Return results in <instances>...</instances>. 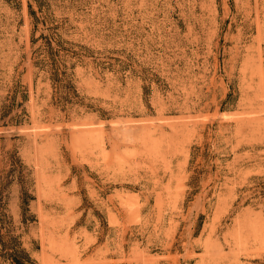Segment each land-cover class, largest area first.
<instances>
[{
    "label": "rangeland",
    "instance_id": "374dc122",
    "mask_svg": "<svg viewBox=\"0 0 264 264\" xmlns=\"http://www.w3.org/2000/svg\"><path fill=\"white\" fill-rule=\"evenodd\" d=\"M48 1L56 80L0 0V264H264V0Z\"/></svg>",
    "mask_w": 264,
    "mask_h": 264
},
{
    "label": "trees",
    "instance_id": "16d2710c",
    "mask_svg": "<svg viewBox=\"0 0 264 264\" xmlns=\"http://www.w3.org/2000/svg\"><path fill=\"white\" fill-rule=\"evenodd\" d=\"M42 1L37 5V12L40 16H36L37 12L32 10L31 5H29V13L33 18V30L37 31L38 26L41 25L43 31H47V34L41 33L37 39L32 41L35 44L36 41L42 40V44L36 50L39 60L35 62V66L49 72L51 78L56 80L59 75H65L69 69H73L78 64H83V57L86 55L81 53V50L85 48L81 47L80 51H73L71 47L63 45L65 42L61 38L62 27L55 23L50 13L53 4L48 0ZM59 6L63 7L64 5L60 3ZM12 263L23 264V261L13 257Z\"/></svg>",
    "mask_w": 264,
    "mask_h": 264
}]
</instances>
